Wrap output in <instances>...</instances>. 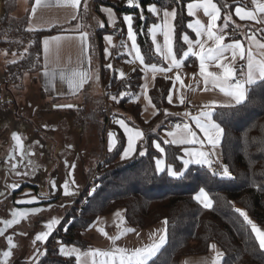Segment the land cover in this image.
I'll use <instances>...</instances> for the list:
<instances>
[{"label":"trees","instance_id":"1","mask_svg":"<svg viewBox=\"0 0 264 264\" xmlns=\"http://www.w3.org/2000/svg\"><path fill=\"white\" fill-rule=\"evenodd\" d=\"M190 1L193 0H137L140 5L137 8L129 6L127 0H94L93 6L96 11H99L100 6L110 7L119 17L132 16V28L145 65L164 67L163 59L155 53L149 35V28L155 17L148 11V6L156 5L161 9L176 11L174 53L178 54L177 57H182L183 51L187 49L182 37L188 35L190 39H194L187 27L190 17L186 12V4ZM213 1L221 9V21L235 6H247L238 0ZM30 4L32 5V0ZM16 8V0H4V14L0 19V45L14 57L7 66L10 81L14 84L19 83L24 74L32 76L42 69V38L63 32L61 27L46 31L29 30L27 13L15 16ZM79 15L87 28V12L81 9ZM244 25L253 27L249 23ZM258 33L264 39V30L260 29ZM102 34L104 30L98 31L96 36L90 34L92 43L88 50L91 57L98 52L100 77L110 107L108 114L104 103L100 107L98 136L102 144L109 115L107 130L115 133L117 145L111 153L105 155V170L99 172L96 192L90 196L85 187L79 190L74 196V199L78 196L75 200L76 207L85 199L80 214L76 215L75 209L66 212L57 230L47 240V248L36 264H76L74 258H65L60 254V247L90 249L91 244L83 233L98 216L108 215L119 208L131 227L147 229L167 220L166 243L149 264H181L184 258L207 256L212 244L224 254L220 264H264V251L259 249L251 226L236 211L244 210L253 223L264 229V83H258L250 89L243 104L232 108H218L213 112L214 120L224 128L220 145L221 162L218 165L227 166L231 178L213 176L202 169V166L192 165L189 166L185 179H174L166 172L158 174L155 171V161L162 157L166 169L168 165H172L174 170H183L181 148L165 143L161 134L169 125L164 110L169 107L167 96L171 83L166 79H156L150 97L158 114L150 122H143L139 104L132 101L141 86L142 72L136 68L124 79L119 78L114 69L107 67L102 54ZM231 38L238 39L242 36ZM192 68L195 69L196 66L193 65ZM121 93L124 95L121 96ZM119 107L126 113L119 112ZM221 113L224 114L222 117ZM117 116L123 117L129 125L140 129L144 134V139L137 144L135 154L126 161L118 160L125 138L112 123V119ZM155 143H159L164 149L163 155L156 150ZM144 149H147L146 155L140 156L139 152ZM92 170L90 166L84 171L87 181ZM200 188L208 193L212 201L211 208H205L194 199ZM54 240L61 246H54ZM19 264L26 263L20 260Z\"/></svg>","mask_w":264,"mask_h":264},{"label":"crops","instance_id":"2","mask_svg":"<svg viewBox=\"0 0 264 264\" xmlns=\"http://www.w3.org/2000/svg\"><path fill=\"white\" fill-rule=\"evenodd\" d=\"M16 1V10L19 9L20 15L27 13V22L30 29L46 31L55 27H61L63 28V32L44 36L42 38V69L32 76L30 74H24L21 79V81L23 82L22 88H19L18 83L15 84L17 87L16 90L18 91L15 95V101L17 103L18 110H16L12 114H9L5 119L0 121V133L2 135H0V140L10 145L9 143H13V140L11 139L12 132L21 134L22 138L33 140L35 144L30 147L32 158L37 160L41 164L42 169L45 168L46 172L51 171V169L57 162L58 166L60 167L61 163H63L64 171H62V173L60 174V180L62 178L63 179L60 181V183H68L71 192L74 193L73 195L66 196V200L67 198L70 199V203L72 202L74 196L79 192V190L86 186L87 176L84 174V171L88 170L90 166L94 169L97 166L96 160H99L102 155L105 156L106 153H111L117 145V138L115 136V133L107 129L104 133L103 143L100 144L99 142L98 135L100 133L99 128L101 120L99 110L103 103L109 106V102L107 101V95L100 77L101 64L99 61L98 52L95 53L96 56L93 55L92 57L88 52L90 44L92 43L90 34L96 36L95 34H97L98 31L104 30V34H102L101 36L103 59L106 65H112L111 68L115 70L119 78L127 79L131 72L136 68L142 72L141 86L132 101L139 104L140 118L145 123L153 120L158 114V109L153 104L150 97V91L153 89L156 79L158 78L169 80L171 83L169 93L171 92L173 102L171 104L168 102L169 107L164 110V114L166 112L168 113V115L165 114L166 118L169 119L168 123L182 120L183 122L181 123V125L185 123L188 124L191 130L196 133L197 141L203 140L204 134L196 126L193 117L198 116L201 111L207 110L204 108V105L234 103V101H231L230 97L224 96V94L221 93L218 88H212L211 84L208 85L209 90H205L203 78L199 73V60L195 56L190 55L189 57L184 58L182 55V57H177V59L183 60V64L179 69L173 68L171 71L158 72L154 77L151 71L145 72V63L144 65H141L140 61L135 59V53L129 54L132 42L128 39V25L124 21V17L126 15H122L121 17H119L116 12L110 7L100 6L99 11H96L93 6L94 0H80L79 8H73L71 6L65 5L64 0H48L49 6L37 7L35 13L33 14L32 9L36 6L35 0H32V5L30 4V0ZM238 1H243L247 6L237 5L231 10L230 13H226L225 16H231V19L228 20L226 27L225 17L221 21L220 13V19L217 21V27L216 29H214V31H218L220 32V34L225 35V44L239 41L243 45L245 59L241 60L238 54L236 60L232 62V66L235 69L236 76L241 77V70L243 69L244 72L247 71L246 60L249 50H251L252 54L257 60L264 59V49L257 48L254 40L251 38L254 37L255 41H258L259 43H264V39L259 36L261 34H259L258 32L250 37L242 36V38L238 39H233L231 37L229 38V35L227 34L228 29H241L242 27L251 28L244 25L245 23H249L253 26L252 28H258L260 31V29L264 30V22L258 23L257 21L247 19L240 20V18L235 14L236 7H244L246 10L254 11L256 6L252 3V0ZM197 2L198 0H193L188 3ZM260 2H264V0H260ZM156 7L158 9L159 15H154L155 21L149 28V35L155 53L157 52L155 50V45L153 44L152 33L150 29H152L154 25H163V11L165 10L161 9L158 6ZM81 9H84L89 17V26L87 28L84 27L83 22L80 19L79 13L81 12ZM104 9L112 10L114 23L110 22L109 15L106 11H104ZM166 10L171 12L173 9ZM186 12L188 15L187 4ZM20 15L18 16L20 17ZM257 16L260 19H264V14L257 13ZM189 17L190 20L187 23V27L189 23H192L194 25L196 19H199L201 23L205 27H207L209 18L204 15L202 9L196 11L194 16ZM168 23L171 24L174 28V19L169 18ZM119 26L121 27L123 33V37L120 40L116 39L113 35L114 31ZM188 29L194 36L193 40L190 39V37L189 39L192 40L195 44V41L199 38L196 37L195 32L192 29ZM161 32L162 28L158 27L156 29V41L160 45H163V35L161 34ZM84 33L87 34V37L82 41L81 36ZM54 36H60L62 37V39L59 41V43L51 42L49 45V50L47 54H45L43 41ZM108 36H111L112 38L111 43L106 40V37ZM96 44L98 45L97 39ZM186 45L188 49V44ZM210 45L211 41H209L208 44L205 45V47L207 48ZM195 51L199 52L198 46H195ZM225 55L228 56L229 59L225 60L224 63L228 64L231 61V51L227 52ZM188 59H190V62L187 63ZM46 61L49 71L56 69L58 72L59 69L64 68L77 69L79 71L88 73L89 78L82 85V87L78 88L75 92L70 91L67 82L61 81L58 74L56 79L52 83H48L44 76ZM163 62L165 66L160 68L167 69L169 67L170 61H165L163 59ZM193 65L196 66L195 69L192 68ZM208 70L217 73L221 72V69L216 68L214 64L208 65ZM121 73H123V76H121ZM177 75H179L180 77L179 80L176 79ZM181 98H183L184 100L183 104L180 103ZM149 99L151 100V104H149L148 102ZM25 103L28 106H25ZM69 104L73 105L74 107L70 109L60 108L62 105ZM218 108L222 107L216 106L212 109V111L214 112V110ZM118 111L122 112L123 114L126 113L125 110L120 107L118 108ZM185 113H188L189 115H185ZM40 119H43L47 124V130L49 135L51 136L50 142L47 143V150L46 152H43L45 153V161H41L42 157L40 156L41 148L39 147V142L42 141L39 138L40 132L38 129L39 127L37 126V123ZM118 120H123L129 128H134L137 130L140 129L129 125L123 117L117 116L112 119V123L117 126V128H119L125 138V145L118 160L126 161L129 160L135 154V152L131 154L130 157L122 159V154L128 145V136L125 133L124 128L121 127L119 123H117ZM12 121H16L17 125L13 127L11 125ZM42 123L44 124L43 121ZM170 131H175V128H169L167 126L162 130V138L165 141H171L172 137H169L167 135V133ZM110 133L113 134L111 137L109 135ZM110 140L113 143L111 151H109ZM139 141L140 140L136 142V147ZM172 145L181 148L182 163L183 160L189 159V157L186 155L187 152L212 151L211 146L207 143L206 140L203 144L197 142L194 144ZM220 145L215 149L216 154L213 155L217 163L221 162ZM7 148L9 147L7 146ZM161 159H163V157ZM73 164L75 165L74 169L70 167ZM192 165L196 164H191L189 166ZM164 167L166 169L165 163ZM69 170H71L72 173L71 177L68 176ZM72 181H74L75 183H72ZM32 183H38V179H33ZM27 189H29V187ZM35 192L36 191H33L31 193ZM61 192L63 193L62 195H64V190H62ZM32 195L29 198H25L24 200H30L35 197ZM38 201L39 199L36 198V201L32 203L31 206L35 207V205H38ZM70 203L68 204V206L70 205ZM68 206L66 205L65 207L66 212ZM116 213H119L120 215L116 216ZM121 221H123V223H121ZM163 222L164 221H161L147 229L131 227L123 218L122 209L119 208L108 215L98 216L88 227V229L83 233L84 237L91 244L90 249L81 250L76 246L63 247H66L68 249L78 248L80 250V253H87L89 250L111 251L113 247L134 250L137 247H144L146 245L152 244L154 241H157L159 239V236L163 234L164 230L166 229V225ZM98 228H103L107 233V236L102 235L99 231H97ZM126 229H132L133 231L125 232ZM261 229L264 230L263 228ZM29 230L30 229L28 228V233ZM40 232L41 231H39L37 234H39ZM118 234H121L120 239L116 241V244L114 246L110 238ZM25 246V241H22L19 237L18 249L15 256L28 264L35 262L38 259V254H36L32 258V260L27 261ZM213 251L216 250H212V252ZM62 256L65 258H74L77 264L75 255L71 257L65 255ZM203 257H188L187 263L212 264V261L216 256L214 257L212 254H210L207 257ZM95 259L99 260L102 258L96 257ZM92 261L93 258L91 256L82 255L80 264H92Z\"/></svg>","mask_w":264,"mask_h":264},{"label":"snow or ice","instance_id":"3","mask_svg":"<svg viewBox=\"0 0 264 264\" xmlns=\"http://www.w3.org/2000/svg\"><path fill=\"white\" fill-rule=\"evenodd\" d=\"M129 6H135L137 8L140 5L137 3V0H127ZM65 5L71 6L73 8H79L80 0H64ZM252 3L256 6L254 11L246 10L244 7H236L235 14L240 18V20H254L259 22H264V19H260L257 16V13L264 14V2H260V0H252ZM35 7H33L32 12L33 14L36 11L37 7L41 6H49L48 0H35ZM188 15L194 16L195 12L202 9L205 16H207L208 24L205 27L199 19L195 20V24L192 23L188 24V28L192 29L195 32L197 39L195 44L192 40L189 39L188 35H184L182 37L183 41L188 44V49L183 51L182 55L184 58L191 56H195L199 60V73L203 78L205 90L208 89V85L211 84L212 88H218L221 93L224 94L226 97H230L231 101L234 103H224L219 105H204V108L207 110L201 111L198 116L193 117V120L196 126L200 129V131L204 134V139L197 141L196 133L191 130L188 124H176L175 131H170L167 133L169 137H172L171 141H165V143H172V144H194V143H201L203 144L206 140L207 143L211 146V152L205 151H198V152H187L186 155L189 159L183 160V170H174L172 165H168L167 169L164 167V160L163 159H156L155 161V171L157 173H165L174 179H185L186 173L189 169V165L196 164V165H207L209 168H212L213 161L210 159L211 156L215 155V149L220 145L222 137L224 135V128L221 126L220 123L216 122L213 119V111L212 109L216 106L222 108H232L237 105H241L245 102L248 98L249 91L258 83H264V59L257 60L254 55L252 54L251 50L248 51L247 60H246V68L247 71L244 72L243 69L241 70V77L237 78L235 69L232 66V62H234L239 54V58L241 60L245 59V53L243 50V45L239 41H235L233 43L225 44V35L220 34L218 31H214L217 27V21L220 19L221 9L217 6L213 0H198L197 3H187ZM109 15L110 22L114 23L113 14L111 9H104ZM148 11L153 15H159L158 9L155 5H149ZM176 11L172 10L169 12L168 10L163 11V25H154L152 29H150L152 33L153 44L155 45L156 52L162 56L165 61H170L169 67L167 69L160 68L156 64L146 65L144 70L145 72L151 71L153 77L158 72H165L171 71L173 68L179 69L182 64L183 60L177 59V53L173 51V41H174V28L171 24L168 23L169 18L175 19ZM132 16L126 15L124 17V21L128 25V39L132 42L130 53H135V59L140 61L141 65H144V56L142 55L140 48L136 43V34L132 28ZM141 19H143V13H141ZM231 19L230 15L225 16V27L227 26L228 20ZM158 27L162 28L161 34L163 35V45H160L156 41V29ZM32 30V29H29ZM87 34L84 33L81 36V40H85ZM62 39L60 36H54L49 39H45L43 41L44 44V51L47 54L49 50V45L51 42L59 43ZM111 36L106 37V40L111 43ZM254 40L256 47L259 49H264V43H259L255 41V38H251ZM211 41V45L207 48L205 47L208 42ZM195 46L199 47V52L195 51ZM231 51V61L228 64H225L224 61L228 60L229 57L225 54ZM214 64L216 68L221 69V72H211L208 70V65ZM107 67L111 68L112 65L109 64ZM57 74L59 75V79L61 81H66L70 91L75 92L78 88L82 87V85L86 82L89 78L88 73L79 71L77 69H59L57 72L56 69L51 71L47 68V61L45 64V72L44 76L48 83H52ZM123 76V73H121ZM177 80L180 79L179 75L176 77ZM146 90V85H145ZM124 95L121 93V96ZM147 98V97H145ZM112 99L116 100V97H112ZM168 102L171 104L173 102V97L171 92L169 93ZM149 104H151V100L149 99ZM180 103L183 104V98L180 99ZM61 107H74L73 105H62ZM168 115V113H165ZM185 115H189L185 113ZM221 117L224 115L223 113L220 114ZM117 123L124 128L125 133L128 136V145L125 148L122 159L130 157L131 154L136 152V142L138 140L144 139V134L137 129L129 128L123 120H118ZM110 137L113 135L112 133L109 134ZM11 139L15 142L17 148L23 150V141L22 135L18 134L17 132L11 133ZM155 148L163 155L164 149L161 147L159 143L154 144ZM113 143L110 140L109 144V151L112 150ZM147 153V149H144L139 152L140 156H144ZM28 155H32V153H28ZM13 169L16 168V164L12 165ZM72 169L75 168V165L70 166ZM222 171L221 172H213L212 175L216 176L219 175L221 178H231V174L227 166L221 165ZM18 175H29V173H17ZM71 175V173H69ZM72 183H75L72 181ZM50 185L53 189L57 187L54 180L50 181ZM8 187L15 189L18 187V184H12ZM98 186L92 188L89 192V195H93L96 192ZM64 188V195H73L74 193L71 192L69 184L65 183L63 185ZM194 199L202 204L205 208L212 207V201L209 199L208 193L204 190V188H200L199 194L194 197ZM36 201V198L33 197L30 200H20L16 203L19 204H32ZM39 211V209H32V212L35 213ZM241 217H243L244 221L251 226V231L255 235V239L258 242L259 249L264 251V230L259 228L255 223H253L246 212L236 209ZM12 219L2 221L5 225V228L0 229V236H3L5 230L8 227L19 222L20 219L25 218L28 215L26 211H13L12 212ZM119 213H116V216H119ZM59 221L57 219L51 220L49 223L45 225L46 231H41L34 237L33 244L36 241L46 242L48 237L51 235L53 231L54 225L58 224ZM123 223V221H121ZM167 225V220L163 222ZM102 235L107 236V233L104 231L103 228H98ZM132 229H126L125 232H131ZM123 234V233H121ZM118 234L114 237H111L112 244L115 246L116 241L120 239V235ZM167 240V229L164 230V233L159 236L157 241H154L150 245H146L144 247H137L134 250H128L126 248H119L113 247L111 251H100V250H89L87 253H80L78 248H71L68 249L66 247L60 248V254L71 257L73 255L76 256L77 264H80V259L82 255L91 256L93 258L92 264H149L157 254L161 251L163 246L165 245ZM7 243L10 248L16 247L13 243L12 237L7 238ZM211 248L213 250L216 249V245L212 244ZM39 253V249L36 250ZM5 260L3 264H8L7 258L11 256L10 251H4L2 253ZM42 255V253H41ZM222 252H217L215 259L212 261V264H220L221 259L223 258ZM96 257H101L102 259H95Z\"/></svg>","mask_w":264,"mask_h":264},{"label":"water","instance_id":"4","mask_svg":"<svg viewBox=\"0 0 264 264\" xmlns=\"http://www.w3.org/2000/svg\"><path fill=\"white\" fill-rule=\"evenodd\" d=\"M62 109H70L72 107H60ZM23 141V150L17 148L15 143L12 146H8L7 148L6 144H0V156L3 154L4 156L2 159H0V181H1V188L5 193H8L10 195H20L21 191H23L26 188H30L33 191H36L35 193L39 192L40 188L42 187L40 183H32L31 180L33 179H39V182L41 181L42 177H44L43 180V186L46 194L38 193L39 196L36 198H49L48 194H50V191H57V190H64L63 185L65 184L60 183V174L62 173V169L60 166H58V162L55 164V166L51 169V171L46 172L45 168L42 169L41 164L32 158V155H28V153H31L30 147L35 144V142L28 138H22ZM39 147L41 148L40 156L42 157L41 161H43V152L44 148L46 147L41 142H39ZM7 148V149H6ZM16 164V168L13 169L12 165ZM67 165V164H66ZM68 166V165H67ZM17 173H29V175H18ZM71 173V170L68 172V176ZM72 174V173H71ZM31 179V180H29ZM54 180L57 187L53 189L50 185V181ZM12 184H18V187L15 189H12L8 187ZM32 193H28L23 195L24 198H29ZM39 204V203H38ZM14 208H9L7 206L0 207V229L5 228V225L2 223V221L12 219V212L15 211H25L23 210L22 206L23 204L15 203L13 204ZM37 206V205H35ZM24 219V218H22ZM21 220V219H20ZM19 220V222H20ZM16 223L12 225L11 227H8L5 230V233L3 236H0V238H3V241L5 243V249L0 250V263L3 264V261L5 258L3 257L2 253L4 251H10L12 248L9 247L7 243V238L12 237L14 238V234L11 232L14 230V228L19 224ZM20 234V233H18ZM17 235V234H16ZM14 243V242H13Z\"/></svg>","mask_w":264,"mask_h":264},{"label":"flooded vegetation","instance_id":"5","mask_svg":"<svg viewBox=\"0 0 264 264\" xmlns=\"http://www.w3.org/2000/svg\"><path fill=\"white\" fill-rule=\"evenodd\" d=\"M3 4H4V0H0V19H1V16L4 14ZM1 50H3V47H1V45H0V51ZM9 63L4 65L3 67H0V121L5 119L9 114H12L16 110H18V106H17V103L15 101V95L17 94L18 91L16 90V88H17L16 85L10 81V74L8 73L9 70L7 67L8 65H10ZM10 84H11V87H10ZM25 106H28V105L25 103ZM42 121L44 122V124L42 123ZM37 126L39 127V128L38 127L37 128L39 129V132H40L39 138L42 141L41 143L46 146L44 148V151L46 152L47 143L50 142V138H51V136L49 135L48 130H47L48 126L43 119L39 120V122L37 123ZM0 135H1V133H0ZM14 143L15 142L13 141V143H9L10 145H8V144H6L0 140V144H3V145L6 144V146H12ZM3 156L4 155L2 154L0 156V159H2ZM43 161H45V153H43ZM60 168L62 169V171H64L63 170V168H64L63 163H61ZM29 180H31V179H29ZM43 180H44V177H42L40 182L38 179V183H40V185L42 186L40 189L45 191L44 186H43ZM31 182H32V180H31ZM0 185H1V181H0ZM29 189H27V188L24 189L23 191H21L20 195H10L8 193H5L0 186V207L4 208L5 206H7L9 208H14L13 204H15L17 201L24 200L23 195L33 192L31 189L30 190ZM50 193H52V191H50ZM49 198L51 200L48 202H53L54 200H56L57 196L55 194H53ZM22 208H23V210L28 212V215L24 219H21L19 224L11 232L12 234H14L13 242L16 245V247L12 248L11 256L9 258H7L8 264H19L20 259L15 256L16 251L18 249V238L20 237L22 241H25L26 237L28 236L27 230L31 224L29 215L32 212L33 208L31 206V204H23ZM18 233H20V234H18ZM19 248H20V245H19ZM4 249H5V243L3 241V238H0V250H4Z\"/></svg>","mask_w":264,"mask_h":264},{"label":"rangeland","instance_id":"6","mask_svg":"<svg viewBox=\"0 0 264 264\" xmlns=\"http://www.w3.org/2000/svg\"><path fill=\"white\" fill-rule=\"evenodd\" d=\"M16 4H17V1H16ZM14 15L15 16L20 15L19 9L16 10ZM23 15H20V16H23ZM12 60H14V57H12V55L9 54L5 49L0 51V67H3L4 65L8 64ZM18 84H19L18 85L19 88L23 87V82L22 81L19 82ZM109 109H110V107L108 106V110ZM11 125L13 127L16 126L17 125L16 121H12ZM199 190L197 191L195 196L199 194ZM39 192L42 193V194H46L47 193L46 191H43L42 189H40ZM39 192L32 193L34 195H32V194L31 195L37 197V196H39L38 195ZM53 194H55L57 196L56 200H54L53 202H48V201L51 200L50 198H44V199L43 198H39V201H38L39 204L37 206H35V207H32L33 209H39V211H37L35 213L31 212L30 215H29L31 224H30V227H29L30 230H29L28 236L25 239V244H26L25 250H26V253H27L26 260L30 261V260H32V258L36 254H38V259L35 262L30 263V264H36L39 261L40 257H41L40 256L41 253L43 252V251L40 250V247L37 246V244H36L37 241L35 242V244H33V240H34L35 235L39 231H46L47 229H46L45 225L47 223H49L51 220L57 219L59 221V223L54 225L53 231L51 233V235H52L57 230L58 226L61 224L62 220L64 219L65 212H66L65 207H66V205L68 206V204L70 203V199L67 198V200H66V195H62L63 193L60 190L52 191V193L48 194V196L51 197ZM70 205H72V202L70 203ZM242 211H244V210H242ZM249 219L251 220L250 217H249ZM50 236L48 238H50ZM37 249H39V253L36 251ZM212 250L213 249H211V252H212ZM211 252H210V254H212L215 257L216 253L220 252V251H218L216 249V251H213L212 253ZM210 254H208V255H210ZM207 256H205V257H207ZM187 261H188L187 258H184L182 260L181 264H188ZM26 264H28V263H26Z\"/></svg>","mask_w":264,"mask_h":264},{"label":"built area","instance_id":"7","mask_svg":"<svg viewBox=\"0 0 264 264\" xmlns=\"http://www.w3.org/2000/svg\"><path fill=\"white\" fill-rule=\"evenodd\" d=\"M258 31H259L258 28H245V27H242L241 29L230 28V29H228L227 34L229 36H231V37H236V36L250 37V36L254 35L256 32H258ZM113 35H114V37L116 39H119V40L122 39L123 33H122V29H121L120 26L114 31ZM237 78H240V77H237ZM105 108H106V111H107V114H108V105H105ZM107 118L108 119H107V123H106V129H108V123H109V120H110L109 115H107ZM182 122H183L182 120H177V121L170 122L169 125H168V127L169 128H175V125L176 124H181ZM210 159L213 161L212 168H209L208 166H202V169L210 172L211 174L214 171L215 172H221L222 169L218 165V163L216 162V160L214 159V156H211ZM104 161H105V156L102 155L100 157V159L98 160L97 166L91 171L90 178L88 179V181L86 183V186H85V189H87V195H89V192L92 190V188L97 185V181H98V177H99V172L105 170ZM216 176H219V175H216ZM76 198L75 199L73 198L72 205H70L68 207L67 211L70 212L72 209H75V214L76 215H79L80 212H81L80 209H81V207L84 206L85 200H83L82 203H81V205L77 208L76 207V201H75ZM36 244H37V246L40 247V250L43 251V252L47 248V242L37 241ZM52 244L54 246H61V244L57 240H54L52 242Z\"/></svg>","mask_w":264,"mask_h":264}]
</instances>
